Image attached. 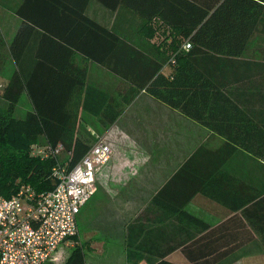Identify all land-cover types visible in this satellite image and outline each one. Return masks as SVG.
Wrapping results in <instances>:
<instances>
[{"label": "trees", "instance_id": "16d2710c", "mask_svg": "<svg viewBox=\"0 0 264 264\" xmlns=\"http://www.w3.org/2000/svg\"><path fill=\"white\" fill-rule=\"evenodd\" d=\"M89 1L50 0L56 9L72 6L68 17L76 20L73 26L77 28L71 34H82L83 40L55 41L57 51L65 49L68 65L42 81L38 76L27 81L20 74L19 60L35 27L46 30L44 21L51 4L25 0L17 11L22 24L9 47L17 70L1 92L7 107L0 112V197L9 199L22 186L35 194L52 191L57 182L51 171L57 161L30 155L37 139L43 137L51 147L61 144L65 163L71 168L95 142L92 136L91 142L77 134L85 125L84 116L97 118L105 131L144 92L224 142L215 152L198 147L153 195L127 228V260L130 264L141 260L173 264L165 257L170 250L180 249L189 264H217L230 253L220 251L221 238L185 207L202 192L204 173L196 161L203 153H221L222 161L236 150L264 158V54L260 60L245 57L250 41L264 37V0H95L117 16L124 10L123 17L135 28L125 39L85 14ZM161 32L167 34L163 41H151ZM41 37L54 41L43 32ZM185 44L191 45L190 51L183 50ZM46 45L40 40L39 52L43 54ZM259 50L264 53V48ZM76 52L120 78L126 88L110 96L87 87L86 66H75L69 60ZM23 92L28 93L33 109L15 118ZM172 216L179 219L181 231L192 226L194 233L162 253H151L147 245L142 249L135 244L136 248L130 242V231L137 229L139 235L147 229V222L153 225ZM70 251L64 264H86L82 245Z\"/></svg>", "mask_w": 264, "mask_h": 264}, {"label": "crops", "instance_id": "0c3cea01", "mask_svg": "<svg viewBox=\"0 0 264 264\" xmlns=\"http://www.w3.org/2000/svg\"><path fill=\"white\" fill-rule=\"evenodd\" d=\"M47 1L50 3V0ZM24 2L25 0H0V75L5 76L3 80L0 77L1 89L6 86L9 76L17 70L9 47L22 24L17 11ZM50 4L44 21L46 30L35 27L19 60L20 74L27 81L37 76L42 81L48 75L67 67L65 49L57 51L56 42L63 43V39L70 37L83 40L82 34H71L72 29L77 28L76 25L73 26L76 20L68 17V8L71 9L72 6L66 4L64 9H56L52 6L53 3ZM74 7L76 10V5ZM120 13L117 16L95 0H90L85 10V14L96 23L122 34L121 37L125 39L135 32V28L129 19L123 17L124 10H120ZM78 28L81 29V25ZM42 32L54 41L42 38ZM256 38L264 40V37ZM40 40L48 42L43 47V54L39 52ZM69 60L75 66H86L87 87H95L115 96L127 86L110 71L85 60L78 52ZM19 106L28 109L26 114L32 111L33 104L27 92L21 95L16 108ZM165 107L167 106L141 92L112 126L105 131L100 127V140L110 146L112 154L96 175V193L99 191L100 196L94 199L95 193L91 199L98 206L102 200L99 223L104 226L91 230L90 241L93 242L92 251H98L102 255L108 253L106 260L110 264H130L126 256L129 240L127 228L178 168L198 147L204 146L208 151L215 152L223 145L221 137L189 123L190 119L187 121L182 117L175 118L182 121L183 128L174 130L170 127V123L174 121L170 114L174 113ZM134 108L137 110L134 111ZM87 117L85 115L84 119ZM169 131L173 132L170 135L173 140L174 136L178 137L172 148L163 141L169 138V135H164ZM128 139L133 141L134 147H127L128 143L131 145ZM139 139L142 140L141 143L138 142ZM220 154L218 155L221 156ZM218 155L206 152L198 157L196 162L204 173L203 188L186 205L185 210L206 223L215 236L221 238V252L230 253L217 264H264V158H255L242 150H236L223 161ZM151 225L150 221L147 222V229L142 233L139 231V235L137 229L130 231V242L134 243V247L139 244L143 249V245H147L151 253H162L174 247L185 235L190 236L195 231L192 226L181 231L179 219L174 216ZM99 236L103 238L99 239ZM77 239L79 241V231ZM108 241H118V246L110 248L105 244ZM139 250L141 254H145L140 248ZM165 259L173 264H189L180 249L170 250ZM139 264L146 263L141 260Z\"/></svg>", "mask_w": 264, "mask_h": 264}, {"label": "built area", "instance_id": "2783aa9c", "mask_svg": "<svg viewBox=\"0 0 264 264\" xmlns=\"http://www.w3.org/2000/svg\"><path fill=\"white\" fill-rule=\"evenodd\" d=\"M95 142L73 167L52 168L55 188L35 194L22 186L9 199L0 197V264H47L58 247L78 235L77 216L97 191L96 175L111 158V148L91 132ZM64 153L61 144L32 145L30 155L42 159Z\"/></svg>", "mask_w": 264, "mask_h": 264}, {"label": "rangeland", "instance_id": "374dc122", "mask_svg": "<svg viewBox=\"0 0 264 264\" xmlns=\"http://www.w3.org/2000/svg\"><path fill=\"white\" fill-rule=\"evenodd\" d=\"M160 35V36H159ZM158 35V37H155L154 39H152L151 41H163L165 36L167 35L165 32H161ZM261 48H264V40L258 39V38H253L247 48V52L245 53V57L246 58H250V59H254V60H260L261 55L264 54L262 53ZM166 72H168V68L165 70ZM1 79L5 76L3 75V77L0 75ZM3 80V79H2ZM2 82L0 81V91H2ZM1 93V92H0ZM164 107V106H163ZM167 110L171 111L174 114H170L172 117H174V121H172L170 123V127H173L174 130L177 129H182L183 128V123L181 120H177L175 118L177 117H182L184 120L188 121V118H184V116L180 115L178 112L168 108ZM6 110V102L0 97V112H4ZM28 109L23 108V107H17L16 108V112H14V117L15 118H23L25 117V114L27 112ZM137 110L136 108H134V111ZM137 118H139V116L137 115ZM85 125H82V127H79V131L77 132V134L85 141V139H87L86 141H91L89 140V137L92 136L91 132L101 135L102 131L100 130V125L98 123V120L94 117H87L85 118ZM186 123V122H184ZM189 123H192L193 125H195L196 127L201 128L200 126H198V124H196L195 122L193 123L192 121L189 120ZM189 123L187 125H189ZM148 124V123H147ZM140 126V125H139ZM171 133H173L172 131L169 132H165L164 135H169V138L167 140H163L166 146L168 147H174V142L175 140L178 139V137H173L174 140L172 139V137L170 136ZM133 134V133H130ZM133 135H136L135 133ZM93 137V136H92ZM94 138V137H93ZM131 141V145H127V147H134V143L132 140L128 139V142ZM92 142V141H91ZM138 142H142L141 139L138 140ZM33 145H38L41 147L46 146L45 140L43 138H38L37 139V143L33 144ZM164 146V145H163ZM164 146L165 148H168ZM67 160L66 154L62 153L58 159H57V163L59 164H65V161ZM100 196V192L98 191L95 195H94V199ZM93 198L87 202V205L85 207H83L79 213V215L77 216V228L79 231V241H73L70 243L69 246H65L63 244H61L58 247L57 250V255L55 254V256L53 257V260L50 263L47 264H64L66 258L68 257L69 253L71 252L70 250L73 247H76L78 245H82L83 247V251H84V255H85V263L86 264H110L109 261L106 260V257L108 255V253H104L103 255L101 253H99L98 251H92V243L90 241V236H91V230L92 229H99L102 228L104 225L99 223V220L101 218V214H100V210L102 208V200L101 203L98 205L93 204ZM108 228V227H107ZM103 237L99 236V239H102ZM87 241V244H86ZM106 246H110V248H114L116 246H118V241H108L105 242ZM95 247V246H94ZM114 264V263H113Z\"/></svg>", "mask_w": 264, "mask_h": 264}, {"label": "clouds", "instance_id": "9594fccd", "mask_svg": "<svg viewBox=\"0 0 264 264\" xmlns=\"http://www.w3.org/2000/svg\"><path fill=\"white\" fill-rule=\"evenodd\" d=\"M182 48H183L184 51H190L191 45L190 44H185V45L182 46Z\"/></svg>", "mask_w": 264, "mask_h": 264}]
</instances>
